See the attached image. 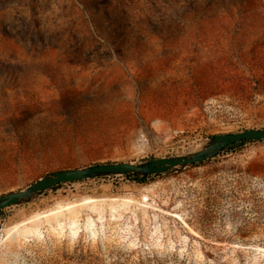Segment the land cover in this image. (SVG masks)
<instances>
[{
	"label": "rangeland",
	"instance_id": "rangeland-1",
	"mask_svg": "<svg viewBox=\"0 0 264 264\" xmlns=\"http://www.w3.org/2000/svg\"><path fill=\"white\" fill-rule=\"evenodd\" d=\"M246 128H264V0H0V195ZM83 196L105 200L90 230L82 208L73 239L44 229L17 256L0 245V264H264V140L144 181L63 184L1 210L0 238Z\"/></svg>",
	"mask_w": 264,
	"mask_h": 264
},
{
	"label": "water",
	"instance_id": "water-1",
	"mask_svg": "<svg viewBox=\"0 0 264 264\" xmlns=\"http://www.w3.org/2000/svg\"><path fill=\"white\" fill-rule=\"evenodd\" d=\"M260 140H264V128H246L237 132L214 134L200 146L177 155L147 158L138 162H95L53 171L21 189L1 194L0 210L30 202L41 194L66 183L109 176H124L143 181L148 175L171 173L206 161L237 142Z\"/></svg>",
	"mask_w": 264,
	"mask_h": 264
},
{
	"label": "bare ground",
	"instance_id": "bare-ground-1",
	"mask_svg": "<svg viewBox=\"0 0 264 264\" xmlns=\"http://www.w3.org/2000/svg\"><path fill=\"white\" fill-rule=\"evenodd\" d=\"M152 188H147L146 192L150 191ZM141 202L146 203L147 195ZM133 200L130 195L121 196L119 198L111 199L109 202V212L110 215L120 209L127 208L131 201ZM85 208L90 210L85 219V227L87 230L91 229L93 224L92 213H95L98 218H102L105 209V200L92 201L90 196H83L77 202L72 203L70 201H64L62 203H57L55 206L43 210L41 212H36L35 214L13 224L5 227L3 234L0 238V245L5 247L17 241L18 244L26 242L29 237L41 238L43 230H47L48 233L54 236H61L65 230H68L69 239H73L78 228V223L81 220V209ZM9 249V247L7 248ZM10 254L17 256L18 254L14 249H9ZM17 259L13 261L16 262ZM8 264V263H7Z\"/></svg>",
	"mask_w": 264,
	"mask_h": 264
},
{
	"label": "trees",
	"instance_id": "trees-1",
	"mask_svg": "<svg viewBox=\"0 0 264 264\" xmlns=\"http://www.w3.org/2000/svg\"><path fill=\"white\" fill-rule=\"evenodd\" d=\"M247 142H250V141H241V142H237V143H235V144H232V145H230V146H228L226 149H225V151H227V150H236V149H238V148H241L242 146H244V144L245 143H247ZM204 162V161H203ZM202 163V162H201ZM197 164H199V163H197ZM196 165V164H195ZM150 175H148L147 177H149ZM147 177H145L144 178V180L147 178ZM143 180V181H144ZM1 211V210H0Z\"/></svg>",
	"mask_w": 264,
	"mask_h": 264
},
{
	"label": "built area",
	"instance_id": "built-area-1",
	"mask_svg": "<svg viewBox=\"0 0 264 264\" xmlns=\"http://www.w3.org/2000/svg\"><path fill=\"white\" fill-rule=\"evenodd\" d=\"M109 177H116V176H109Z\"/></svg>",
	"mask_w": 264,
	"mask_h": 264
}]
</instances>
